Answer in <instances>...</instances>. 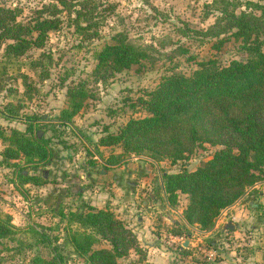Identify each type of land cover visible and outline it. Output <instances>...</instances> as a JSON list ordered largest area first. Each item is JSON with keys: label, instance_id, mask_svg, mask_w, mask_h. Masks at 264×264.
<instances>
[{"label": "rangeland", "instance_id": "rangeland-1", "mask_svg": "<svg viewBox=\"0 0 264 264\" xmlns=\"http://www.w3.org/2000/svg\"><path fill=\"white\" fill-rule=\"evenodd\" d=\"M214 1L96 0L104 19L98 28L100 37L92 44L109 42L120 31L148 52L142 66L132 65L106 80L90 76L96 62L89 40L76 33L65 12H60L59 28L48 32L41 48H31L12 60L4 56L5 42L0 43V109L11 102L18 110L17 120L0 116V131L6 135L12 129L25 131L32 118L34 133L49 149L44 163L19 161L18 171L38 175L44 181L41 185L22 184L16 168L0 166V213L11 215L19 227L47 236L42 241L27 230L19 242L5 241L0 264H87L68 237L71 212L88 206L110 209L134 232L140 251L130 248L117 264H264V183L247 189L227 214L226 218L237 221L236 234L223 230L221 223L209 231L187 225L182 217L186 195L179 194L175 206L166 201L162 175L193 171L220 146L204 144L188 159L172 164L98 143L106 130L116 131L129 118L146 114L139 97H146L163 75L173 70L188 74L197 68V61L209 58L221 65L240 59V41L231 37L216 50L215 38H201L194 32L215 24L221 6ZM227 1L236 5V13L251 10L248 2L264 4V0ZM50 3L54 1L0 0V6L17 9V20L23 22ZM81 80L87 81L92 96L71 122H60L66 88ZM3 145L0 139V152ZM173 221L185 224L187 230L178 234ZM93 247L111 245L100 240Z\"/></svg>", "mask_w": 264, "mask_h": 264}, {"label": "trees", "instance_id": "trees-1", "mask_svg": "<svg viewBox=\"0 0 264 264\" xmlns=\"http://www.w3.org/2000/svg\"><path fill=\"white\" fill-rule=\"evenodd\" d=\"M53 1L26 22L17 20V9L0 6V43L5 42L6 58L14 60L31 48L43 47L48 32L60 26L58 15L65 12L76 33L89 40L96 62L90 74L93 79L106 80L147 60V49L130 42L120 31L109 42L92 44L100 37L98 28L104 19L96 0ZM214 3L221 6L215 24L194 32L201 38H215L212 46L216 50L231 37L240 41V59L221 65L216 58H209L197 61V68L188 74L173 70L163 75L146 97H139L146 114L129 118L116 131L106 130L98 141L104 147L121 146L126 154H143L155 161L167 159L172 164L188 159L204 144L220 146L195 170L164 173L161 178L170 206L176 205L179 194L187 196L183 220L200 231L211 230L223 210L264 181V4L248 2L246 7L258 13L252 9L236 13V5L227 0ZM91 96L87 81L67 86L60 122H71ZM0 116L17 120L18 110L8 102L0 109ZM31 121L34 119L28 120L25 131L12 129L9 135L0 131L1 142L6 143L0 152V166L16 168L22 184L41 185L44 181L38 175L18 171L21 160L37 164L49 157L46 142L34 133ZM69 224V242L87 264H117L130 248L140 251L134 232L105 207L88 206L71 212ZM172 225L178 234L187 230L185 224ZM27 230L41 236L42 241L47 239L45 233L19 227L12 223L11 215L0 213V251L6 247L5 241L19 242ZM100 240L109 242L111 248H94Z\"/></svg>", "mask_w": 264, "mask_h": 264}, {"label": "crops", "instance_id": "crops-1", "mask_svg": "<svg viewBox=\"0 0 264 264\" xmlns=\"http://www.w3.org/2000/svg\"><path fill=\"white\" fill-rule=\"evenodd\" d=\"M139 167H140V165H137V168H139ZM146 173H150V172L148 170H146ZM116 181H118V180H116ZM262 183H264V181L260 182L258 184H262ZM238 203L239 202L234 203L233 205L229 206L228 208H226L224 211H222L220 213V215L218 216L217 220L214 223L212 230H215L216 227H218V225L221 223V227L223 230L232 232L234 234H236L238 232V230H236V225H235L237 223L236 219L232 220V219L226 218V216H228L227 214L230 213L238 205ZM238 216H239V213L235 217L239 218ZM174 222H177V221H173L172 224ZM230 227H232V228H230ZM180 239H182V238H180Z\"/></svg>", "mask_w": 264, "mask_h": 264}, {"label": "water", "instance_id": "water-1", "mask_svg": "<svg viewBox=\"0 0 264 264\" xmlns=\"http://www.w3.org/2000/svg\"><path fill=\"white\" fill-rule=\"evenodd\" d=\"M230 228H232V227H230Z\"/></svg>", "mask_w": 264, "mask_h": 264}]
</instances>
